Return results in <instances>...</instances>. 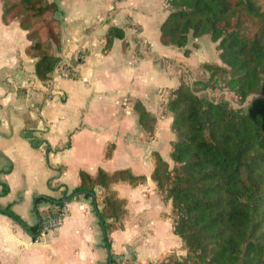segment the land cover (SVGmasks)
Wrapping results in <instances>:
<instances>
[{"label":"crops","instance_id":"crops-1","mask_svg":"<svg viewBox=\"0 0 264 264\" xmlns=\"http://www.w3.org/2000/svg\"><path fill=\"white\" fill-rule=\"evenodd\" d=\"M1 12L0 3V17ZM94 25L76 20L68 38L62 36L61 60L78 50L86 53L77 79L51 75L40 81L35 61L25 52L30 45L26 32L17 21L3 25L0 20V193L7 188L0 195V209L8 208L17 217L0 213V264H106L93 199L74 190L80 185L79 172L95 177L98 171L112 174L124 169L145 181L111 185L124 208L119 220L107 221L112 225L106 231L111 262L166 264L170 257L185 255L173 233L170 201L151 179L153 153L170 163L172 118L163 113L168 100H149L154 87L151 65L145 63L143 47L140 53L130 51L125 26L106 20L103 31L96 32ZM109 27L121 30L123 38L113 39L104 52ZM194 41L198 42H188L196 45ZM135 60L144 65L131 69ZM136 101L155 119L151 133L138 123ZM94 193L99 212L102 189ZM68 197L60 229L34 244L40 214ZM38 198L43 201L36 204Z\"/></svg>","mask_w":264,"mask_h":264},{"label":"trees","instance_id":"trees-1","mask_svg":"<svg viewBox=\"0 0 264 264\" xmlns=\"http://www.w3.org/2000/svg\"><path fill=\"white\" fill-rule=\"evenodd\" d=\"M0 3L1 23L18 22L36 77L48 80L61 60L62 12L56 1ZM169 5L174 9L160 24V44L183 48L191 38L206 37L219 63H201L202 77L180 83L164 105L174 141L170 163L153 153L151 179L170 201L173 233L185 250L184 257H170L166 264H264V0H169ZM115 38L122 39V31L109 27L104 52ZM221 91L238 107L218 96ZM133 108L140 127L151 133L155 119L139 102ZM78 175L75 193L88 198L102 189L105 232L112 226L108 220L124 214L111 185L145 181L127 169ZM6 193L5 187L0 195ZM0 213L17 220L8 208Z\"/></svg>","mask_w":264,"mask_h":264},{"label":"rangeland","instance_id":"rangeland-1","mask_svg":"<svg viewBox=\"0 0 264 264\" xmlns=\"http://www.w3.org/2000/svg\"><path fill=\"white\" fill-rule=\"evenodd\" d=\"M56 2L64 13L65 30L62 27L60 30L64 40L71 33L70 24L76 20H83L85 24H95L93 27L96 32L103 31L106 20L110 24L118 23L125 26V40L130 51L140 53V48L143 47L145 63L151 65L149 70L154 78V87L151 89L153 92L148 94L150 101L166 102L171 89H176L180 83L189 85L193 79L202 77L200 63L204 61L219 63L215 44L204 37L196 38L195 40H198L194 41L196 45L188 42L183 48L162 46L159 43V26L174 9L169 5V0H56ZM133 34L137 35V39ZM141 63L144 65V61L135 60L130 68L135 69ZM165 69L170 70V74L167 75ZM52 80L56 83L57 78L54 77ZM218 96H223L232 106L238 107L226 91L219 92ZM252 99L248 98L246 102Z\"/></svg>","mask_w":264,"mask_h":264},{"label":"built area","instance_id":"built-area-1","mask_svg":"<svg viewBox=\"0 0 264 264\" xmlns=\"http://www.w3.org/2000/svg\"><path fill=\"white\" fill-rule=\"evenodd\" d=\"M86 53L78 50L71 57L63 58L52 71V76L60 79H77L79 67L85 62ZM68 213L66 203L52 204L40 214V233L33 238L34 244H39L46 237L53 236L63 224ZM111 264H151L135 260L113 261Z\"/></svg>","mask_w":264,"mask_h":264},{"label":"water","instance_id":"water-1","mask_svg":"<svg viewBox=\"0 0 264 264\" xmlns=\"http://www.w3.org/2000/svg\"><path fill=\"white\" fill-rule=\"evenodd\" d=\"M89 196L93 199V205H94L95 213H96V216H97V220H98V223H99V226H100V229H101V233H102L103 239L105 241L104 243H105V247H106V251H107V263L106 264H111V256H110L109 247H108V244H107L106 232H105V229H104V224H103V221L101 220L100 214H99V212H98V210L96 209V206H95V201H94L95 193H89ZM69 200H70V197L64 198L59 203H66Z\"/></svg>","mask_w":264,"mask_h":264}]
</instances>
